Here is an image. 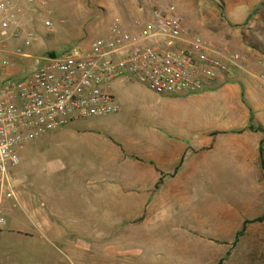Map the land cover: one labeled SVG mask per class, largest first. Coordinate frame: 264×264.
<instances>
[{"label": "rangeland", "instance_id": "obj_1", "mask_svg": "<svg viewBox=\"0 0 264 264\" xmlns=\"http://www.w3.org/2000/svg\"><path fill=\"white\" fill-rule=\"evenodd\" d=\"M126 1L51 0L46 6L50 13L39 10L27 16L40 26L34 31L40 40L24 50L36 57L49 49L56 54L74 46L87 49L107 34L115 16L127 24L133 18L144 21L153 5L173 4L175 15L186 22L187 34L200 37L210 48L236 53L240 59L238 44H233L237 36L264 54V0H132L144 8L122 18L114 6ZM34 57L16 63L13 75L27 74ZM257 66L251 71L264 76V57ZM133 81L139 91L135 100L124 101L126 117L116 123L115 136L125 153L143 158L155 146L154 138L144 134L152 120L142 103L147 94L154 95L146 85ZM112 83L121 96L125 85L118 79ZM96 120L78 125L90 128L83 125ZM61 135L55 133L43 142L34 139L20 150L21 160L12 170V188L27 190L44 202L50 223L45 232L40 230L50 250L44 263L264 264V218L246 223L244 233L237 235L245 220L264 214V172L260 173L262 183L256 184L242 166L236 162L228 166L224 155L212 152L205 170L194 169L191 184L170 180L144 208L141 201L133 200L143 192L138 170L129 164L137 160L116 158L105 172L100 151L79 147L75 138ZM14 211L26 217L21 208ZM5 222L0 223L5 224L0 226L3 229Z\"/></svg>", "mask_w": 264, "mask_h": 264}, {"label": "built area", "instance_id": "obj_2", "mask_svg": "<svg viewBox=\"0 0 264 264\" xmlns=\"http://www.w3.org/2000/svg\"><path fill=\"white\" fill-rule=\"evenodd\" d=\"M24 1L30 13H50L49 0ZM174 11L173 4L153 5L146 20L133 18L127 25L115 16L107 34L89 48L34 57L24 48L40 39L23 28L20 4L0 0V28L13 35L0 36V204L14 194L12 170L28 142L78 120L120 110L111 91L114 79L137 80L157 94L194 93L241 67L238 54L212 49L200 37L188 35L186 22ZM44 24L51 22L45 19ZM9 38L22 43L8 46ZM27 57H34L32 68L13 75V66Z\"/></svg>", "mask_w": 264, "mask_h": 264}, {"label": "crops", "instance_id": "obj_3", "mask_svg": "<svg viewBox=\"0 0 264 264\" xmlns=\"http://www.w3.org/2000/svg\"><path fill=\"white\" fill-rule=\"evenodd\" d=\"M16 1L22 8L20 18L23 28L39 30L38 23L27 19L31 15L28 4L24 0ZM100 6L106 10L104 6ZM143 8L141 4L134 5L132 0L114 6L122 18L134 16L136 10L142 11ZM0 36L13 35L10 30L0 28ZM18 39L20 38H9L6 43L13 46L18 43ZM234 40L233 44H238L239 47L236 52L240 54L238 63L241 67H233L232 73L226 79L217 80L211 87L194 93L157 94L145 86L154 97L147 94L142 103L145 114L152 120L148 132L144 134L154 138L155 147H150L143 158L135 153H125L115 136L119 132L115 127L116 123L126 117L124 101L135 100L139 91L135 84L137 82L132 79H118L121 85H125L119 97L116 95L115 85L111 84L112 94L120 105L117 113L81 119L35 139L39 138L43 142L45 139L54 138L55 133L75 138L79 147L101 152V168L105 172L116 158L129 156L137 160L129 164L137 168V180L141 183L143 192L133 200L141 201L144 208L170 180L177 178L185 184H191L194 169L200 167L205 170L204 164H209L210 153L216 151L225 156L228 166L236 162L242 166L245 174L255 178L256 184L262 183L260 173L264 169L260 164V148L263 132L248 129L247 126L252 110L254 124L264 127V82L258 74L251 71L262 63L264 54L255 47L240 42L241 39L237 36ZM75 47L77 46L73 48ZM51 51L49 49L44 53ZM88 119L98 120L83 125L91 126L90 128L78 125ZM32 141L34 139L23 148ZM262 154L264 158V145ZM89 168L92 169L93 165H89ZM126 190L130 191L129 188ZM43 206L44 202L36 195L21 188L14 189L13 196L3 198L0 204L1 213L9 219L5 222L8 223L6 229L0 227V264H48L44 260L48 261L50 250L48 243L42 240L44 233L41 234L40 230L45 232L50 223ZM16 207L23 210L25 218L15 214ZM38 232L40 234L37 237Z\"/></svg>", "mask_w": 264, "mask_h": 264}, {"label": "trees", "instance_id": "obj_4", "mask_svg": "<svg viewBox=\"0 0 264 264\" xmlns=\"http://www.w3.org/2000/svg\"><path fill=\"white\" fill-rule=\"evenodd\" d=\"M252 14V13H251ZM250 14V15H251ZM254 120V117H253V114H252V110H251V114H250V117H249V124L247 126L248 129H256V130H260L263 132V138L261 139V148H260V155H261V167L264 169V158H263V154H262V145H264V127L261 125V124H254L253 122ZM264 217V214L263 215H259L253 219H250V220H245L244 221V224H243V227L241 228V230H239L237 232V235H242L246 229V223H249V222H255V221H261Z\"/></svg>", "mask_w": 264, "mask_h": 264}]
</instances>
